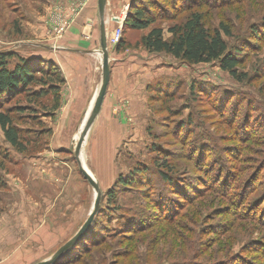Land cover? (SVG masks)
I'll list each match as a JSON object with an SVG mask.
<instances>
[{
	"label": "rangeland",
	"instance_id": "1",
	"mask_svg": "<svg viewBox=\"0 0 264 264\" xmlns=\"http://www.w3.org/2000/svg\"><path fill=\"white\" fill-rule=\"evenodd\" d=\"M138 2L106 4L110 79L80 154L101 189L100 212L57 264H264V0L158 1L148 29H123ZM193 12L210 30L229 28L223 39L246 79L144 47L152 28L169 40V28ZM80 26L81 39L70 42ZM98 34L97 0H0V52L17 55L8 68L40 54L64 78L54 111L50 94L32 95L37 84L0 101L30 142L19 153L0 129V264L50 258L91 212L95 194L74 148L101 61L42 46L97 47ZM65 77L83 89L80 103L64 101ZM20 107L29 109L18 115Z\"/></svg>",
	"mask_w": 264,
	"mask_h": 264
},
{
	"label": "trees",
	"instance_id": "2",
	"mask_svg": "<svg viewBox=\"0 0 264 264\" xmlns=\"http://www.w3.org/2000/svg\"><path fill=\"white\" fill-rule=\"evenodd\" d=\"M140 1L136 4H131L122 25L123 29H148L155 22V18L152 17L151 13L157 2H165L166 5L170 3V0ZM168 32L171 34V38L165 40L163 39L161 28H152L142 38L144 47L150 52L166 53L188 64L196 65L217 62L220 69L228 72L233 79L240 82L246 79V76H243L244 74L238 72L240 60L230 53L227 43L223 39V35L230 36L231 33L229 28L222 22L219 23V28L210 30L205 27L203 14L193 12L188 15L181 25L169 28ZM15 56L17 57L16 54L0 52V101L5 96L21 95L26 88L37 84L41 88L32 92L34 98L38 99V97L50 94L53 102L52 110H56L60 104V90L64 83L62 75L55 70V67L49 66L45 68L44 62L40 58L32 60L31 63L21 58L13 68H8V61ZM38 74L42 77H49V79L37 78ZM26 109L29 108H18V115L25 113ZM12 115L13 110L11 108L3 110L0 107V129L7 144L15 151L23 153L27 150L30 142L23 135L22 129L15 124ZM160 176L163 181L169 182L168 174L162 172ZM123 185L127 186L128 182H123ZM111 194L112 192H109L110 196ZM95 218L82 239L65 255L86 238L87 233L94 224Z\"/></svg>",
	"mask_w": 264,
	"mask_h": 264
},
{
	"label": "water",
	"instance_id": "3",
	"mask_svg": "<svg viewBox=\"0 0 264 264\" xmlns=\"http://www.w3.org/2000/svg\"><path fill=\"white\" fill-rule=\"evenodd\" d=\"M107 0H97V9L99 15V54L101 57V82L100 86L97 90V93L92 101L90 106V110L84 122L83 128L80 132L78 140L76 142L74 148V158L78 165V170L82 178L89 184V186L94 191V202L91 212L89 213L87 219L83 223V225L79 228L76 234L68 240L64 245H62L50 258L40 261L36 264H56L63 256L78 242L82 239L83 235L86 233L91 223L93 222L95 216L99 212L100 208V200H101V189L95 179L87 172V170L83 167V164L80 160L81 148L85 142L87 137V133L95 118L99 114L101 107L104 102V98L107 92L109 79H110V66H109V57L107 50V36H106V28H105V6Z\"/></svg>",
	"mask_w": 264,
	"mask_h": 264
},
{
	"label": "crops",
	"instance_id": "4",
	"mask_svg": "<svg viewBox=\"0 0 264 264\" xmlns=\"http://www.w3.org/2000/svg\"><path fill=\"white\" fill-rule=\"evenodd\" d=\"M107 2H108V0H107ZM107 2H106V4H107ZM105 8H106V6H105ZM97 14H98V9H97ZM82 27L83 26L76 27V28L72 29V31L68 34L70 42L73 43V41L81 39V35L84 34V32H85V27H83V28ZM105 28H106V25H105ZM98 37H99V34H98ZM40 48H41V46H40ZM42 48L44 50H49V51L55 50L57 52H63V53H66V54H72L74 56H89V57H92L94 59H96V57H98L100 59V61H101V57H100V54H99V44H98L97 47H90V48L76 47V46H72V45L71 46H60V47H57V46L53 47V46H50V45H45V46H42ZM43 57H44L43 55L41 56L40 54H36L35 58H43ZM44 58L49 60L46 56ZM74 67H75V70H76L77 73H81L82 72V67L83 66L81 67L80 64L77 67L76 66H74ZM83 69L86 70L85 66H84ZM65 79H66V83L69 86V92L66 95L64 101L66 103L70 102L71 105L80 103L81 98L83 96V93H82L83 89L79 88L80 85L75 82V79H70V78H67V77H65ZM76 81H79V78H76Z\"/></svg>",
	"mask_w": 264,
	"mask_h": 264
},
{
	"label": "built area",
	"instance_id": "5",
	"mask_svg": "<svg viewBox=\"0 0 264 264\" xmlns=\"http://www.w3.org/2000/svg\"><path fill=\"white\" fill-rule=\"evenodd\" d=\"M120 35H121V28L119 27L115 30L114 35H113V41L115 45H117V43L119 42Z\"/></svg>",
	"mask_w": 264,
	"mask_h": 264
},
{
	"label": "bare ground",
	"instance_id": "6",
	"mask_svg": "<svg viewBox=\"0 0 264 264\" xmlns=\"http://www.w3.org/2000/svg\"><path fill=\"white\" fill-rule=\"evenodd\" d=\"M90 110V109H89ZM89 110H88V112H89ZM88 112H87V114H86V117H87V115H88ZM86 117H85V119H84V121H83V123H82V126H81V128H80V132H81V130H82V128H83V125H84V122H85V120H86ZM79 132V133H80ZM78 137H79V135H76L75 136V139L77 140L78 139ZM82 153H83V151H82ZM84 156V155H83ZM82 160V159H81ZM82 164H83V167L87 170V172L93 177V175H92V173L89 171V169L87 168V166L85 165V163L82 161ZM94 178V177H93ZM95 179V178H94Z\"/></svg>",
	"mask_w": 264,
	"mask_h": 264
}]
</instances>
